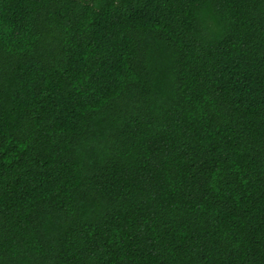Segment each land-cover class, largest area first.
<instances>
[{
  "label": "trees",
  "instance_id": "trees-1",
  "mask_svg": "<svg viewBox=\"0 0 264 264\" xmlns=\"http://www.w3.org/2000/svg\"><path fill=\"white\" fill-rule=\"evenodd\" d=\"M0 264H264V0H0Z\"/></svg>",
  "mask_w": 264,
  "mask_h": 264
}]
</instances>
